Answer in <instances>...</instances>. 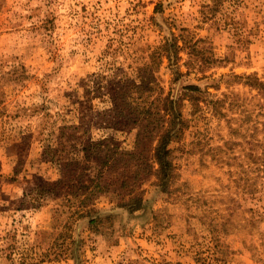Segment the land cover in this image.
Returning <instances> with one entry per match:
<instances>
[{"label": "rangeland", "instance_id": "rangeland-1", "mask_svg": "<svg viewBox=\"0 0 264 264\" xmlns=\"http://www.w3.org/2000/svg\"><path fill=\"white\" fill-rule=\"evenodd\" d=\"M175 37L184 75L167 58L155 72L186 124L164 192L147 135L135 149V124L95 113ZM190 51L209 66L187 73ZM250 74L264 81V0H0V264H264V96ZM102 138L117 151L109 190L84 203L98 166L83 144ZM134 195L139 209L118 206ZM238 201L215 239L209 222Z\"/></svg>", "mask_w": 264, "mask_h": 264}, {"label": "trees", "instance_id": "trees-1", "mask_svg": "<svg viewBox=\"0 0 264 264\" xmlns=\"http://www.w3.org/2000/svg\"><path fill=\"white\" fill-rule=\"evenodd\" d=\"M186 46H180L178 43V38L167 39V41L157 48L154 49L149 55L150 63L148 65L139 67L136 70V75L126 78L125 81L120 82L116 89H109V96L113 102V106L110 109L97 111L95 114L101 116L106 127H112L111 120H117L122 118L123 124H135L137 129L136 141L134 143L135 149H137L142 141L143 137L147 135L150 139L148 145L151 144V155L150 161L152 164L148 165L152 170V175L156 179V183L161 187L164 192H171L172 183L177 177L176 165L174 163L173 152L175 149L171 148V145L178 141L179 136L184 132V119L182 117V112L179 107L176 106V101L173 99L171 93H165L164 88L155 81V72L159 70L160 65L164 58L169 61V68L173 71L175 76L174 80L177 81L181 76L184 75L181 72L180 60L182 56L180 52ZM190 47V46H189ZM192 48V47H191ZM197 48V47H196ZM197 54H203L197 49H193ZM191 52V51H190ZM191 56L192 52H191ZM200 62V68L209 66V57L196 56V58H189L185 64L188 67V72L190 69L194 68ZM204 65V66H202ZM246 84H249L259 90V94L264 96V81L260 79L255 74H250L247 76ZM185 96L191 101L195 107H200V102L205 98L204 92L201 90L200 86L191 84L186 85ZM225 100V99H224ZM223 99L211 100L209 103L212 105V111L215 114L218 113V106L224 101ZM195 111H197L195 109ZM115 128H117L115 126ZM110 138H102L98 141H90L83 144L82 151L84 152L83 158L85 161L94 162L98 166V177L94 176L90 178L91 184L86 186V192L90 190L89 193L83 198V202L86 203L93 195L105 192L109 190L108 184H104V171L108 167L113 166V161L117 160V151H111V144L108 143ZM112 141V140H111ZM114 143H112L113 145ZM118 147L116 144H114ZM108 147V149H106ZM104 153V154H102ZM132 157H135L136 152H127ZM140 156H137V158ZM256 159L264 162V152L262 155ZM263 165V164H262ZM243 167V165H241ZM244 172L247 169L243 170ZM96 192V193H95ZM245 193H250L245 191ZM80 197V196H79ZM236 198H230L231 202H236ZM142 198L140 195H134L129 199H124L123 202L118 203L119 207H127L130 211L137 210L141 207L140 203ZM241 206L237 203L236 207L229 205L225 208L228 213L225 215L221 213L220 216H215L209 222L211 231H213V237L218 239L216 231L220 230L223 233H228L232 226H237L235 224L234 216L236 210ZM232 207V208H230ZM85 212L81 213L80 216H91L92 212L96 210L94 208H89L85 205ZM103 219L97 217L92 218L90 224L93 228L94 224L102 222ZM215 222V223H214ZM30 264H38L32 262Z\"/></svg>", "mask_w": 264, "mask_h": 264}]
</instances>
